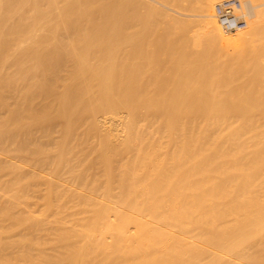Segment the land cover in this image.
Returning a JSON list of instances; mask_svg holds the SVG:
<instances>
[{"label": "bare ground", "instance_id": "obj_1", "mask_svg": "<svg viewBox=\"0 0 264 264\" xmlns=\"http://www.w3.org/2000/svg\"><path fill=\"white\" fill-rule=\"evenodd\" d=\"M190 1L192 15L176 12V9L173 11L177 15H173L161 8L170 22L169 34L176 39L188 35L193 38L191 45L197 42L193 45L195 48L201 41L197 47L203 46L207 53H213L217 63H214L215 70L228 64L230 57L231 68H234L233 61L239 59L237 52L239 54L256 36L264 39V9L254 11L249 19L250 13L246 10L249 4L239 0L242 8L238 16L246 25L241 30L225 33L214 17L213 4L222 0ZM62 3L65 17L52 16L51 11L61 9ZM78 6H82L80 14ZM147 7V0H116L114 9H119V13L109 21L93 15V8L86 1L0 0V188L7 181L15 182V186L19 183L14 181L16 176L21 183L32 186L29 194L39 192L37 187H46L55 195L57 205L55 210L47 206L42 217L21 207L19 212V206L13 207L11 199L16 191L9 199L13 187L7 189V198L2 196L5 195L3 188L0 264L4 257L5 263L12 264L11 250L18 248L13 244L21 240L20 235L24 237L21 244L29 247L28 253L32 251L29 256L20 254L29 261L16 255L28 261H23L25 264H62L65 258L68 264H89L99 256L102 257L99 260L106 261L104 256L109 254L114 256L107 261L115 257L116 262H112L116 264H264V98L237 95V89L235 97L219 93L207 95L198 89L194 94L195 89L190 84L197 85L193 77L190 79L182 73L185 70L182 66L188 62L187 54L182 53V60H177L171 46L165 61L157 56L159 63H155L156 60L141 65L133 62L140 56L146 57L149 51L147 10L150 8ZM131 8L135 9L132 13ZM194 14L201 16L200 19L180 17H195ZM107 22L113 23L108 26ZM57 23L56 27L65 30L58 41L56 39L57 46L51 48L44 37L41 39L44 42L35 37L45 29L55 38L57 34L52 25ZM135 34L142 35V39L132 46L131 36ZM79 41L87 48L79 53L77 63L81 60L87 66L91 59L109 51L131 64L119 70L116 60H100L99 69L91 73L103 75L106 67L113 66L115 69L109 70L116 82L97 92L92 91V87L88 91L84 87L72 89L69 85H54V79L64 80V72L69 70L63 64L65 61L57 60L62 55L60 51L73 48ZM30 43L39 44L42 52L36 54L32 49L33 52L22 54ZM52 55L57 56L56 60ZM169 69H173L171 77ZM89 70L90 73L92 70ZM161 71L164 74L166 71V75ZM54 72L56 76L51 79ZM147 72H153L149 77H153L155 83L147 80ZM179 76L183 77L184 89L176 87L181 86ZM219 83L217 85L223 87ZM237 105L243 110L241 115L250 118L247 122L244 120L245 124L240 121L242 127H231L233 123L223 126L217 121L218 114L220 117L228 115ZM198 115L204 117L200 128L195 122ZM75 125L78 129H87L88 125V137L102 138L95 142L100 151L88 153L82 161L75 152V155L67 153L66 157L49 155L46 151L56 142L54 138H61L60 135L70 139L69 132ZM54 134L58 136L53 137ZM71 142L63 139V146H70L68 152L82 145L80 141L74 145ZM124 148L131 150L129 157L125 150L127 155L121 152ZM81 166H84L83 173ZM4 167L7 173L10 169L17 170L18 175L13 176L14 171L9 175L10 180L12 177L14 180L9 181ZM51 195L50 199L54 198ZM15 197L14 200L19 199ZM8 201L12 202L11 214L4 211V202L9 205ZM126 210L128 212H124ZM20 215L23 221L18 223ZM14 220L24 225L23 235L15 231L17 241L11 238L15 237L11 233ZM61 236L66 242L76 237L81 239L80 236L84 238L79 241L77 250L75 247L73 250V246L78 245L75 240V245H65ZM85 239L88 242L83 245ZM16 245L21 247L19 243ZM70 250L73 255L69 254ZM68 258L72 259L71 263Z\"/></svg>", "mask_w": 264, "mask_h": 264}, {"label": "rangeland", "instance_id": "obj_2", "mask_svg": "<svg viewBox=\"0 0 264 264\" xmlns=\"http://www.w3.org/2000/svg\"><path fill=\"white\" fill-rule=\"evenodd\" d=\"M64 2L66 1V0H63ZM68 1V3H75V2H84V1H86V2H88V4L90 5V7H91V9L93 8V15H98L100 18H103V19H106V20H111V18H115L116 16H117V14L119 13V9H114V4H115V2H116V0H67ZM70 1V2H69ZM114 1V2H113ZM126 1V0H125ZM127 1H129V0H127ZM241 1H243V2H247L249 5L248 6H246L247 8H246V10H248L247 12H249L250 14H249V19H252V16H253V12L254 11H259V10H263L264 9V0H258V1H253L252 2V0H241ZM172 2V3H171ZM190 2H192V1H190V0H147V9L148 8H150L149 10H147V19L149 20V22L147 21V37H151L150 39V46L149 45H147V49H149V51L147 50V56L146 57H144V56H140V57H138V58H136V60H133V62H136V64H138V65H141V64H143L145 61H149V60H156V62L155 63H157L158 62V57L157 56H159V58L160 59H164V61H165V58L166 57H168V55L170 54V51H169V46H171L172 48H173V52L172 53H177V60H182V57H181V55H182V53L184 54L185 53V55L187 54V61L188 62H186L187 63V65H183L182 67H184V69L185 70H182V73H185L186 75H188V78H192L193 77V83L194 84H196L197 86H194L192 83L190 84L191 85V88L193 89H195V92H194V94H196V92H197V89L199 90V92L201 91V93H204V94H207V95H215V93L216 94H220V95H222V94H224V95H228V96H234V95H236V92H237V90H238V92H237V95H242V96H249V97H256V96H258V98L260 97V96H262L263 98H264V39H263V37H261V36H256L255 38H254V40L247 46V47H245V48H242V50L240 51V55L238 54V52H237V55H238V58L239 59H237V58H235V60L237 61H235L236 63H238L237 65H236V63L233 61V64L235 65V69L234 68H231L232 66V64H230V63H232V62H230V58H228V64H226L225 66H223V67H221L220 68V66L218 67V68H220V70L219 69H217V70H215L214 68H217V66H216V60L214 59V55H213V53L212 52H210V53H207L208 51L203 47V46H199V47H197L198 45H201L202 44V42L200 41L199 43H198V45L196 46V48L193 46L195 43H197V42H194V44L193 45H191L192 43H193V38H190L188 35H186V36H188L189 38H186V36H184V38H185V40H184V38L183 39H176L173 35L172 36H170V32H169V23L170 22H168V20L167 19H165V16H163V14H162V12L163 11H161V8L164 10V11H167L168 13L170 12V14L172 13L173 15L175 14V15H177V11L179 12V11H182V14H190V15H192L194 12H192L191 10H189L190 9V5H189V3ZM164 3V4H163ZM167 3H168V5H167ZM216 4V3H215ZM215 4H213V6L215 5ZM113 5V6H112ZM164 5V6H163ZM150 6V7H149ZM151 6H153L152 7V9H151ZM166 6V7H165ZM59 7L61 8V9H56V11H55V13H52V11H51V6L49 7V10L51 11V14H53L52 16H54V15H58V14H62L61 16H63V15H65L66 14V11H65V5L62 3V4H60L59 5ZM157 8L156 10H155V8ZM170 7V8H169ZM178 7V8H177ZM167 8V9H166ZM169 8V9H168ZM172 8V9H171ZM174 8V9H173ZM64 9V10H63ZM81 9H82V6H78V8H77V11L79 12V14H80V12H81ZM91 9H90V11H91ZM96 9V10H95ZM132 9V8H131ZM130 9V11L129 12H133L134 10L132 9L131 10ZM154 9V10H153ZM176 9V10H175ZM59 10V11H58ZM150 10H152V12H150ZM160 10V11H159ZM173 10H175L176 12H174ZM63 11V12H62ZM153 11H154V13H153ZM189 11H191V12H189ZM60 12V13H59ZM62 12V13H61ZM128 12V13H129ZM152 13V15H150ZM158 13V14H157ZM161 13V14H160ZM115 15V16H114ZM195 15V17H188V16H180L182 19H194V20H197V18L198 19H200L199 17H201V16H199L198 17V15H196V14H194ZM163 16V17H162ZM65 16H63V18H64ZM162 17V18H161ZM248 20V19H247ZM45 23V22H44ZM100 23H101V20H100ZM108 23V22H107ZM112 23L113 22H109L108 23V26H111L112 25ZM58 25V23L57 24H54V25H52V28H53V30H54V34L56 35L57 34V36H55V38L54 37H52L51 35H49L48 34V32L47 31H45V29L44 30H42L41 31V33H40V35L39 36H35V37H37L38 39H39V37H40V39L39 40H41L42 39V37H44L43 38V40L44 41H46L50 46H51V48H53V47H55V46H57V41H58V38H59V36H61L62 34H64L63 32H65V30L64 29H60V27H56ZM57 29V30H56ZM59 30H61V31H59ZM64 30V31H63ZM57 32H62V33H57ZM116 32H118V31H116ZM42 33H43V35H42ZM223 33V32H222ZM49 35V36H48ZM223 35H226V34H224L223 33ZM51 36V37H50ZM51 38V40H49V38ZM53 39V40H52ZM56 39H57V41H56ZM142 39V35H138V34H135V35H133V36H131V40H132V43H130V44H132V46H136V45H138L139 44V42H140V40ZM192 39V40H191ZM43 40H41V41H43ZM43 41V42H44ZM54 43H53V42ZM195 41V40H194ZM30 44L32 45V46H30ZM28 46V48H27V50H23L22 51V54H24V53H30V51H32V49H34V51H36V54H40L42 51H40V47H39V44H38V46L35 44L34 45V43L32 44V43H30ZM56 44V45H55ZM108 46V45H107ZM194 47V48H193ZM87 48V46H86V44L85 43H83L82 41H79V43H77L76 44V46H74L73 48H68V49H65V50H62V51H60V52H62V55L58 58L56 55L55 56H53L54 57V59L53 60H56V58L55 57H57V60L59 61V62H63V61H65V63H63V64H65V66H66V68H69V70L68 69H66V71L67 72H64V74H65V79L64 80H62V78H55L54 79V82H53V84L54 85H59V86H64V85H69L70 86V88H72V89H83V87L84 88H87V90L89 91V89H91V87H92V91H95V92H97L99 89H107V88H109L110 86H113V85H115V82L116 81H114L115 80V78L113 77V75L111 76L110 75V73L112 72L111 70H109V69H115V68H112L113 66H109V67H106L105 68V71H103V75H97L96 73H91V72H94V69H95V71H96V69L98 68L99 69V67H100V60L101 61H108V62H114L115 60H116V64H118L120 67H117V69H119V70H125L126 69V66L127 65H130L131 64V62L130 61H124V60H122L121 58H119V57H122V56H118V57H116V56H114L111 52H103V53H101V55L99 56V57H97V58H93V59H91L89 62H88V65L86 66L84 63H82V61L80 60L78 63H77V58H78V55H79V53L81 52V51H83L84 49H86ZM38 50V51H37ZM53 50V49H52ZM51 50V51H52ZM71 50V51H70ZM109 50V49H108ZM25 51V52H24ZM29 51V52H28ZM56 51V50H55ZM73 51V52H72ZM33 52V51H32ZM64 53V54H63ZM70 53V54H69ZM171 53V55L172 56H174L173 54ZM55 54V53H54ZM150 54V55H149ZM170 55V56H171ZM65 56V57H64ZM67 56V57H66ZM76 56V58H74ZM169 56V57H170ZM183 56V55H182ZM153 57V58H152ZM161 57H163V58H161ZM74 58V59H73ZM77 59V60H76ZM159 59V60H160ZM171 59V58H170ZM169 59V60H170ZM73 60V61H72ZM76 60V61H75ZM169 60H168V62H169ZM240 60H242L243 61V63H242V61L240 62ZM161 61V60H160ZM159 61V62H160ZM166 61H167V59H166ZM74 62V63H73ZM154 62V61H153ZM158 62V63H159ZM163 62V61H162ZM167 62V63H168ZM181 62V61H180ZM180 62H178V63H180ZM182 62H185L184 60L182 61ZM69 63V64H68ZM72 63V64H71ZM76 63V64H75ZM91 65H90V64ZM96 63H97V65H99V66H97L96 65ZM99 63V64H98ZM165 63L164 65L165 66H168V64L170 63ZM214 63H216L215 64V66H214ZM121 64V65H120ZM174 64H177L176 62L174 63ZM230 64V65H229ZM240 64V65H239ZM242 64V65H241ZM90 65V67H88ZM96 67H95V66ZM148 65V64H147ZM157 65V64H156ZM163 65V66H164ZM169 65H171V63L169 64ZM180 66V65H179ZM227 66V67H226ZM229 66V67H228ZM55 67V66H54ZM54 67H52V68H54ZM92 67H95V68H92ZM157 67V66H156ZM172 68H173V66H171ZM175 67V66H174ZM181 67V66H180ZM237 67V68H236ZM239 67V68H238ZM88 68V69H87ZM158 68H161V67H158ZM157 68V69H158ZM168 68H170V67H168ZM177 68V67H176ZM179 68V67H178ZM38 69H40V68H38ZM92 70V71H90V70ZM163 69L165 70L166 69V67L164 68L163 67ZM179 69H181V68H179ZM87 70H89L90 71V73L89 72H87ZM153 70V69H152ZM159 71H160V69H158ZM167 70V69H166ZM170 71H168L169 73L171 72V71H173V69H169ZM174 70H175V68H174ZM159 71H158V74H161V73H159ZM216 71V72H215ZM84 72V73H83ZM86 72V73H85ZM108 72V73H107ZM149 72V71H148ZM147 72V80L149 79V82H151V81H153V77H149V75H151L152 76V74H153V72L152 73H148ZM151 72V71H150ZM162 72V71H161ZM167 72V73H168ZM179 72L181 73V71L179 70ZM215 72V73H214ZM173 73V72H172ZM81 74V75H80ZM84 74V75H83ZM93 75V76H89V75ZM162 74L165 76L166 75V71H165V74L162 72ZM171 74V73H170ZM54 75H55V72H54V74H51V79L54 77ZM108 75L110 76V78H107L108 77ZM156 75V74H155ZM56 76V75H55ZM82 76V77H81ZM167 76H169V74L167 75ZM172 76V74L170 75V77ZM85 77V78H84ZM156 77H158V75H156ZM163 77V76H162ZM84 78V79H83ZM113 78V79H112ZM152 78V79H151ZM179 78H180V81H181V86H176L177 88H179V89H184V84H183V82H182V80H183V77L181 76H179ZM95 79V80H94ZM79 80H82V81H79ZM93 80V81H92ZM151 80V81H150ZM215 81H218V82H215ZM88 82V83H87ZM154 82V81H153ZM219 82H221L222 83V85H223V87L222 86H218L217 85V83H219ZM91 83V84H90ZM155 83V82H154ZM203 83H204V85H203ZM80 84H82V85H80ZM90 84V85H89ZM149 84H151V83H149ZM200 84V85H199ZM201 84H202V88H200V86H201ZM86 85V86H85ZM154 85V84H153ZM157 85V84H156ZM219 85H221L220 83H219ZM90 86V87H89ZM94 86H95V88H94ZM109 86V87H108ZM215 86H218V87H215ZM228 86H230L229 88H228ZM232 86V87H231ZM175 87V86H174ZM197 87V88H196ZM235 87V88H234ZM238 87V88H237ZM243 87V88H242ZM216 88H218L219 90H217ZM229 89V91H227L228 89ZM230 88H234V89H230ZM240 88V89H239ZM94 89V90H93ZM235 89H237V90H235ZM252 89V90H251ZM262 89H263V92H262ZM243 91V92H242ZM230 92V93H229ZM240 92V93H239ZM256 92V93H255ZM258 92V93H257ZM260 92V93H259ZM251 93V94H250ZM259 94H261V95H259ZM236 95V96H237ZM235 97V96H234ZM262 97H260L261 99H263ZM1 111V110H0ZM243 112V110H242V108H240L238 105L234 108V110H232V112L231 113H229L228 115H226V114H221V117H220V114H218L219 115V117H217V119H219V120H217L216 119V117H215V119L217 120V121H219V122H221L222 124H223V126L224 125H230V123H233V126H231V127H236V126H238L239 125V127H242L243 126V121L245 120V119H247V120H245L246 122L250 119V118H246L245 117V115H241V113ZM2 113V112H1ZM231 114V115H230ZM218 115H216V116H218ZM244 116V117H243ZM258 116V115H257ZM256 116V118H259V117H257ZM262 116V115H261ZM202 118H204V117H200V115H198L197 116V118L195 119V122H197L196 124V127L197 128H200V126L203 124V119ZM254 118V117H253ZM262 118H264V114H263V116H262ZM202 120V121H201ZM242 120V122H240ZM245 121H244V124H245ZM42 124H45L44 122H42ZM205 124H206V121H205ZM205 124H204V126H205ZM87 129L84 127V128H77V125H75L74 126V128L72 129L71 128V130H70V134H71V136H70V139H69V137L67 138H64V136L62 137V136H60L59 135V137H61L62 138V140L60 141V139L61 138H54V140L57 142V144H53L50 148H49V150H47L46 152L49 154V155H51V156H54L55 158H57V157H59V156H61V155H65V157L66 156H68V154L67 153H77V155H78V158H80L79 160L80 161H82V159L84 160L85 158H86V155L88 154V153H91V154H93V153H95L96 151H100L99 150V147H98V145H96L99 141H100V139H102V138H100V137H98L97 139H99V140H97L96 139V137L97 136H89L88 137V134H89V132H90V126H88L87 125ZM239 127H236V128H239ZM230 128V127H229ZM231 129V128H230ZM235 129V128H234ZM199 129H196V132L197 133H199L200 131H198ZM229 130V129H228ZM53 137L54 136H58L57 134H54V135H52ZM94 138V139H93ZM59 139V140H58ZM63 139L65 140V141H67V140H69V141H72L71 142V144H73L74 145V142H81L82 143V145H78V146H76V148L74 147L73 149H75V150H71L70 152H68L69 150V148H70V146H68V148H67V146H66V148H65V146H63ZM90 140V141H89ZM95 140V141H94ZM218 141L220 140V139H217ZM93 141V142H92ZM98 141V142H97ZM95 142H97V143H95ZM62 143V144H61ZM219 143V142H218ZM217 143V144H218ZM96 145V146H94V145ZM85 145H86V148H85ZM84 146V147H83ZM90 146H92V150L90 149ZM94 146V147H93ZM60 147V148H59ZM65 148V150H66V152H64V150H62L63 148ZM57 149L56 151H53L52 149ZM79 148H80V150H79ZM85 148V149H84ZM97 148V149H96ZM77 149H78V152H76L77 151ZM81 149H82V151H81ZM85 150V151H84ZM89 152H88V151ZM129 154V152L131 151L130 149H122V151L121 152H123L125 155H127V153L125 152V151ZM63 151V152H62ZM92 151V152H91ZM54 154H52V153ZM57 152V153H56ZM59 152V153H58ZM87 152V153H86ZM63 153V154H62ZM65 153V154H64ZM75 153L73 154V155H75ZM82 153H83V155H82ZM60 154V155H59ZM132 154V153H131ZM131 154H129V155H127L126 157H129ZM56 155H57V157H56ZM82 155V156H81ZM84 155H85V157H84ZM84 157V158H83ZM82 158V159H81ZM6 167H4V169H5ZM9 168V167H8ZM84 168V166H81V173H83V171H82V169ZM3 169V170H4ZM7 169V168H6ZM5 169V175H7L6 177H8L9 175H11L12 174V172H13V176H14V174H16L17 172H15V171H17L15 168H13V169H15V170H12V169H10L9 170V172L7 173V170ZM11 175V176H12ZM16 175H18V173L16 174ZM11 176H9L8 178H9V181H12V180H14V178L12 177V179L10 180V178H11ZM19 179V180H18ZM21 179L19 178V177H16L15 176V180L14 181H16V182H19V183H16V188H18L17 190H15L16 188H14L15 186L13 185V183H15V182H13L12 181V183L11 182H6V183H4V184H6V185H4V186H2L0 189V194L2 195V193H3V188L5 187V189H4V193L3 194H5V195H2L3 197H8V195H9V193H10V195L12 194V192L14 193L15 191L17 192V194H16V192H15V194H13L14 196H16L15 197V199H18V200H14V196L12 197V195L10 196L9 195V199H10V197H12L11 199H13L12 200V202H14V204H13V207H18L19 206V212H21V209L22 208H25L24 210L25 211H28V212H30L32 215H34V216H36V217H42L44 214H43V212L45 213L46 212V210L48 209V207L47 206H51V209H56L57 208V205H56V199H55V195L54 194H52L51 195V192H49L47 189H46V187H44V186H42V187H37L39 190V192H35V193H33L32 191L30 192V194L28 193V191H29V188L30 189H32L29 185H27L24 181H22V183H24L22 186L20 185L19 187H18V185L19 184H22L21 183V181H20ZM9 185H8V184ZM26 184V185H25ZM11 185H13V186H11ZM25 185V186H24ZM6 186H8V187H6ZM9 187H13L12 189H14L13 191H9V193L7 194L6 193V191L8 192V190L7 189H9ZM22 187V188H21ZM25 187V188H24ZM27 187V188H26ZM10 188V189H11ZM24 188V190H25V192H27L26 194L23 192V189ZM36 188V189H37ZM44 189V191L43 190H41V189ZM22 190V191H21ZM18 192H20V193H18ZM22 192H23V194H22ZM42 192V193H41ZM47 192H48V195H47ZM31 193H33L32 195H33V197L31 196ZM50 193V194H49ZM19 194V195H18ZM36 194V195H35ZM45 194V195H44ZM21 195V196H20ZM25 195H27L26 197L27 198H29V199H27V198H25V197H23V196H25ZM35 195V196H34ZM37 195H38V198H36L37 197ZM41 195V196H40ZM42 195H44L43 197H42ZM50 195L51 196H54V198L52 197V199L54 200L53 202L55 203V205L52 203V199H50L51 197H50ZM18 196V197H17ZM20 196V197H19ZM29 196V197H28ZM41 198V200H40V198ZM46 199H45V198ZM49 197V198H48ZM24 199V201L22 200V199ZM32 200H31V199ZM47 198H48V200H50L51 202H46V201H48L47 200ZM34 199V200H33ZM35 199H37V200H35ZM25 200H26V202L27 203H29L30 204V206H29V204H26V202H25ZM27 200H29V201H27ZM46 200V201H45ZM18 201H22V203L21 202H18ZM34 201V203L32 204V202ZM44 201V202H43ZM9 202V201H8ZM11 201L9 202V205H8V203L7 202H4L7 206H9V207H7V206H5V204H4V207H6V208H4V211L5 212H7V211H9L10 212V208H12L11 206L12 205H10L11 203H12ZM16 202V203H15ZM25 204H24V203ZM36 202H39V203H36ZM46 202V203H45ZM17 203H19L18 205H17ZM52 203V205H50V204ZM37 204L39 205V207L37 206ZM48 204V205H47ZM14 205H17V206H14ZM25 205H27V206H25ZM34 205V206H33ZM53 205H54V207H53ZM24 206V207H23ZM36 206V207H35ZM20 207H21V209H20ZM27 207V208H26ZM33 209L32 211H34L35 212V210L37 211V212H32L31 211V208ZM35 207V208H34ZM46 207V208H45ZM8 208V209H7ZM17 209V208H16ZM16 209H15V211H14V209H13V211L14 212H16L15 213V215L17 214V211H16ZM12 210V209H11ZM39 211V212H38ZM41 212V213H40ZM124 212H128V210H126V211H124ZM36 213H38V214H36ZM10 214H11V212H10ZM43 214V215H42ZM18 216V215H17ZM13 217H15V216H13ZM12 217V218H13ZM19 217V216H18ZM23 217H21V215H20V218H18V223H20L21 222V220L23 221V219H22ZM13 219H15V218H13ZM15 221V223L17 224V226L19 225V227L20 228H17L16 227V225H15V223H13L14 225L12 226V230H11V233L12 234H14V236L15 237H12L11 236V238H17V234L18 235H20V234H24L23 233V229L22 228H24V225H20V224H18L17 223V220H14ZM6 223V222H5ZM21 224H23V223H21ZM5 225H8V223H6ZM16 227V228H15ZM13 228H15V230L13 229ZM16 229H19V231L18 230H16ZM14 231V232H13ZM15 231L16 232H20V233H17V234H15ZM20 241L19 242H16L17 241V239H19V238H17V239H15L16 241H13L14 239H12V242L14 243V242H16V244H20L21 245V247L20 246H17L15 243L13 244V246L15 245L16 247H18L16 250H11L12 251V256L13 257H11V261H12V264H16V263H19L18 261H22L21 263H19V264H22V263H24L23 261H25V260H22V259H24L23 257H22V255H24L25 256V254L27 253V255L26 256H29L31 253H32V251H30V253H28L29 252V247L28 246H26V245H22L21 243V241L23 240V238H22V236L20 235ZM62 237V238H61ZM60 238H61V241H62V243H66L65 245H67V244H69V245H71V246H73V244H74V240H75V243L76 244H78V245H75V246H73V250H74V247L76 248V247H79V241L81 242V239H83L84 238V236H83V238L80 236V238L81 239H79V237L77 238L76 237V239H72V240H70L68 243L66 242V238H64L63 236H61ZM65 239V240H64ZM79 239V240H78ZM78 240V242H76ZM71 241H72V244H71ZM84 241V243H83V245H85L88 241H87V239H85V240H83ZM19 247H20V250H19ZM27 247V248H26ZM26 249V251L24 252V250L22 251V249ZM67 248H68V246H67ZM76 250H77V248H76ZM28 251V252H27ZM24 253V254H22L21 256H20V254L21 253ZM70 252H72V250H70ZM69 252V254H71V255H73L74 253L72 252V253H70ZM18 253V254H17ZM16 255H18V256H20V258H22V259H19L18 257V260H17V258H16ZM71 255H69V257L71 256ZM7 256V255H6ZM10 256H11V254H10ZM114 255H110L109 254V256L108 255H106V256H104L105 257V259H106V261L104 260L103 261V259H101V260H99V258H102L101 256H99L98 258H97V260L95 259V261H93L92 260V262L90 261V263L89 264H96L97 262H98V264L100 263V264H109V262L111 261H107V260H109V259H111L112 257H113ZM4 257V256H3ZM8 257V256H7ZM27 258V260H28V257H26ZM25 258V259H26ZM115 258V257H114ZM112 259V261H115L116 259ZM4 259V261H3V264H8V263H5L6 261H7V259H6V257H4L3 258ZM69 260H70V258H68ZM15 262H14V261ZM65 260H67V258H65ZM65 260H64V264H68L67 262H68V260H67V262H65ZM72 260V259H71ZM71 260L69 261L70 263H71ZM29 261V260H28ZM28 261H25V262H28ZM97 261V262H96ZM100 261V262H99ZM101 261H103L102 263H101ZM111 261V262H112ZM110 262V263H111ZM116 262V261H115ZM115 262H112L111 264H116ZM62 263V264H63ZM25 264V263H24Z\"/></svg>", "mask_w": 264, "mask_h": 264}, {"label": "built area", "instance_id": "obj_3", "mask_svg": "<svg viewBox=\"0 0 264 264\" xmlns=\"http://www.w3.org/2000/svg\"><path fill=\"white\" fill-rule=\"evenodd\" d=\"M241 8L239 0H222L214 5V17L223 32H235L245 27V21L238 16Z\"/></svg>", "mask_w": 264, "mask_h": 264}]
</instances>
